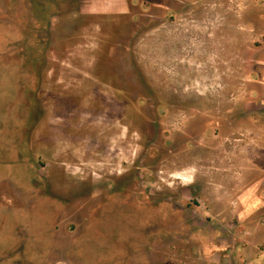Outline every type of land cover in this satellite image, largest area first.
Listing matches in <instances>:
<instances>
[{"label":"rangeland","instance_id":"374dc122","mask_svg":"<svg viewBox=\"0 0 264 264\" xmlns=\"http://www.w3.org/2000/svg\"><path fill=\"white\" fill-rule=\"evenodd\" d=\"M263 166L264 0H0L9 264L99 203L73 264H184L173 206L214 212Z\"/></svg>","mask_w":264,"mask_h":264},{"label":"crops","instance_id":"0c3cea01","mask_svg":"<svg viewBox=\"0 0 264 264\" xmlns=\"http://www.w3.org/2000/svg\"><path fill=\"white\" fill-rule=\"evenodd\" d=\"M262 169L264 171V166ZM243 186L246 188L232 193L233 199H225V204L219 205L214 212L206 211L199 215L197 210L175 209L173 206V221L170 224L174 237H181L186 242L184 264H264V173L248 179ZM6 207L12 208L9 205ZM77 210L75 206L62 210L60 222L63 225H57L53 242L47 245L41 256V264H73V248L81 240V235L86 236L91 231V226L81 232H71L66 226L72 213ZM181 217L180 224L178 219ZM190 218L196 220L190 221ZM203 218L204 221L201 220ZM159 251L155 249L153 254L156 261L163 258L162 254L155 256ZM9 257L10 253L0 254V264H9Z\"/></svg>","mask_w":264,"mask_h":264},{"label":"flooded vegetation","instance_id":"af4514ba","mask_svg":"<svg viewBox=\"0 0 264 264\" xmlns=\"http://www.w3.org/2000/svg\"><path fill=\"white\" fill-rule=\"evenodd\" d=\"M102 204H104V203H102ZM72 205V204H71ZM71 205H67V206H71ZM102 207H101V203H99L91 212H89L88 213V215H87V217H86V220H85V222L84 221H82V225L77 229V231L79 232H81L82 230H84V229H86V227H90L89 226V223H90V217L92 216L93 217V219L95 220V221H97V219H98V212L100 211V209H101ZM61 214V213H60ZM62 215V214H61ZM60 215V216H61ZM72 216V215H71ZM71 218H74V219H76L75 220V224L76 225H78V221H77V216H75V215H73ZM59 220H60V217H59Z\"/></svg>","mask_w":264,"mask_h":264}]
</instances>
